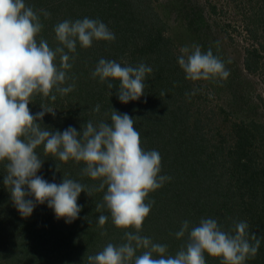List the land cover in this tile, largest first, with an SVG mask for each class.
Listing matches in <instances>:
<instances>
[{
	"label": "trees",
	"instance_id": "16d2710c",
	"mask_svg": "<svg viewBox=\"0 0 264 264\" xmlns=\"http://www.w3.org/2000/svg\"><path fill=\"white\" fill-rule=\"evenodd\" d=\"M246 2L256 16L247 17L246 29L257 40L258 31L264 32V0L260 5L258 0ZM26 4L39 12L43 24L37 42L44 39L52 48L59 46L54 26L65 19H100L116 36L111 42L94 40L88 48L78 43L76 52L69 53L74 57L68 73L71 79L62 86L74 82L73 91L65 95L55 92V101L42 93L31 97L33 114L42 111L41 106L55 109V115L46 113L42 121H37L41 127L63 131L72 126L81 131L89 120L110 122L113 109L129 114L140 132L141 146L159 151L160 174L171 177L146 198L155 203L140 235L168 245V253L175 255L187 239V235L179 240L174 235L184 220L197 225L201 218H216L225 231L233 234L237 221H247L246 238L251 243L259 239L261 244L246 264H264L261 51L247 45L237 58L230 56L231 52L224 53L221 45L217 48L215 34L224 27L212 19L219 12L211 1L26 0ZM41 9L50 16L45 18ZM193 43L201 45L202 51L211 47L225 61L230 75L226 79L187 80L177 57L182 47ZM101 58L122 65H150L153 72L146 76L144 95L122 103L116 95L118 80L110 78L115 85L110 89L107 82L92 77ZM56 63H60L59 56ZM193 90L195 94L188 95ZM96 105H100L99 112L93 111ZM35 151L43 160L38 175L56 183L63 177L77 180L86 185L85 191L91 190L90 195L81 192L77 203L82 210L71 223L58 219L47 202L37 204L30 217H22L11 200L10 189L3 184L7 161L0 162V264H88L89 255L108 243L126 242L124 233L136 231L116 227L106 208L97 210L104 193L94 190L98 180L82 175L83 162L61 161L46 154L43 145ZM101 214L109 216L104 226L97 221ZM143 251L138 250L137 255ZM205 257L207 264H221L219 257L207 253Z\"/></svg>",
	"mask_w": 264,
	"mask_h": 264
},
{
	"label": "clouds",
	"instance_id": "9594fccd",
	"mask_svg": "<svg viewBox=\"0 0 264 264\" xmlns=\"http://www.w3.org/2000/svg\"><path fill=\"white\" fill-rule=\"evenodd\" d=\"M40 12L45 18L50 16L47 10ZM42 28L39 12L26 0H0V162L7 161L3 184L10 189L19 214L30 217L37 204L47 202L58 219L71 223L82 210L77 201L86 185L65 177L61 183L49 182L38 175L43 160L35 149L43 145L46 154L61 161L83 162L82 175L98 180L94 190L104 193L97 210L106 208L116 227L136 230L124 233L126 242L108 243L89 255L88 264H207L205 253L221 258V264H246L254 257L261 241L251 243L246 238L249 225L242 220L235 223V234L225 231L216 218H201L197 225L184 220L174 235L178 240L187 235V239L175 255L168 253V245L140 235L155 203L146 198L171 177L160 174L159 151L141 146L135 120L113 109L110 122L89 120L81 131L72 126L52 131L37 121H42L46 113L55 115L54 107L41 106L42 111L35 114L29 108L34 94L42 93L55 101V92L65 95L74 90V82L62 85L71 79L68 73L74 57L69 53L76 52L78 43L88 48L94 40L111 42L116 39L115 33L100 19H65L54 26L59 46L52 48L44 39L37 42ZM215 43L219 48L220 42ZM181 53L177 63L187 80L226 79L230 75L225 61L211 47L202 51L201 45L193 43L182 47ZM152 72L153 68L143 62L132 66L101 58L92 77L107 82L110 89L115 87L110 78L118 80L116 95L126 104L144 95L146 76ZM194 94L195 90L188 95ZM93 111L99 112L100 105ZM90 191L85 192L90 195ZM108 220L109 216L103 214L97 218L100 226ZM140 249L144 251L137 255Z\"/></svg>",
	"mask_w": 264,
	"mask_h": 264
},
{
	"label": "rangeland",
	"instance_id": "374dc122",
	"mask_svg": "<svg viewBox=\"0 0 264 264\" xmlns=\"http://www.w3.org/2000/svg\"><path fill=\"white\" fill-rule=\"evenodd\" d=\"M156 1L161 2L162 0ZM206 1L216 3L218 6L217 12L219 13L216 16L213 15L212 19L219 22V27H224L220 28L218 30L219 32L215 34V38L220 42L224 53L231 52L229 54L230 56L238 58L240 52L244 53V47L249 45L251 47L258 48L261 51L264 59V32L260 29L257 34V40H255L250 37L246 29V23H248L247 17H256L252 16V11H254L252 9V5L247 4L246 0ZM260 1L261 0H258V5H260ZM258 5L256 8H258ZM249 26L251 27L252 24L249 23ZM256 79L258 80V78Z\"/></svg>",
	"mask_w": 264,
	"mask_h": 264
}]
</instances>
